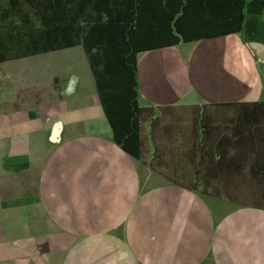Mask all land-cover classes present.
Segmentation results:
<instances>
[{
	"label": "crops",
	"instance_id": "1",
	"mask_svg": "<svg viewBox=\"0 0 264 264\" xmlns=\"http://www.w3.org/2000/svg\"><path fill=\"white\" fill-rule=\"evenodd\" d=\"M84 52L0 63V264H264V207L122 151ZM137 68L141 107L264 100V0L240 32L139 52Z\"/></svg>",
	"mask_w": 264,
	"mask_h": 264
},
{
	"label": "trees",
	"instance_id": "2",
	"mask_svg": "<svg viewBox=\"0 0 264 264\" xmlns=\"http://www.w3.org/2000/svg\"><path fill=\"white\" fill-rule=\"evenodd\" d=\"M246 1L0 0V63L82 46L114 142L140 160L141 122L149 107L138 103L137 53L240 32ZM206 105L234 106L237 116L221 135L209 119L200 120L202 178L224 179L226 185L222 193H203L240 203L233 188L239 189L234 174L243 170L244 147L237 152L236 143L247 144L264 125V100ZM252 176L264 177V166L253 169ZM182 186L196 190V185ZM249 196L257 201L264 194ZM243 205L264 207L259 202Z\"/></svg>",
	"mask_w": 264,
	"mask_h": 264
},
{
	"label": "rangeland",
	"instance_id": "3",
	"mask_svg": "<svg viewBox=\"0 0 264 264\" xmlns=\"http://www.w3.org/2000/svg\"><path fill=\"white\" fill-rule=\"evenodd\" d=\"M236 116L234 106L186 104L149 107L141 122L144 148L139 161L153 174L170 183L196 185L195 191L203 196L223 199L203 193H222L226 185L224 179L213 178L206 181L202 178L204 168L198 162L203 140L201 137L204 135L201 121L209 119L212 125H216V133L221 135L224 131L229 132L228 122L236 120ZM242 149L243 170L234 174V184L239 189L233 188L240 203L232 202L240 206L243 203L264 204V196L257 201L249 196L257 192L264 194V177L252 176L253 169L264 166V125L258 127V133L247 144L240 146L236 143V151L243 153Z\"/></svg>",
	"mask_w": 264,
	"mask_h": 264
},
{
	"label": "built area",
	"instance_id": "4",
	"mask_svg": "<svg viewBox=\"0 0 264 264\" xmlns=\"http://www.w3.org/2000/svg\"><path fill=\"white\" fill-rule=\"evenodd\" d=\"M59 132H61V128L57 125L54 126L52 132L50 133V140L51 141H59L60 137H59Z\"/></svg>",
	"mask_w": 264,
	"mask_h": 264
}]
</instances>
